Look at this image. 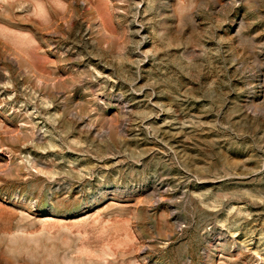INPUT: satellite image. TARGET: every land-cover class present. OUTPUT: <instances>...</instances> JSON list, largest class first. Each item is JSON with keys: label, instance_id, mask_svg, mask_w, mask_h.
<instances>
[{"label": "rangeland", "instance_id": "374dc122", "mask_svg": "<svg viewBox=\"0 0 264 264\" xmlns=\"http://www.w3.org/2000/svg\"><path fill=\"white\" fill-rule=\"evenodd\" d=\"M0 264H264V0H0Z\"/></svg>", "mask_w": 264, "mask_h": 264}]
</instances>
